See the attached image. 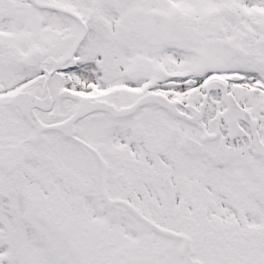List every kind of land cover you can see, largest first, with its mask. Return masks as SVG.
<instances>
[{"label": "snow or ice", "instance_id": "1", "mask_svg": "<svg viewBox=\"0 0 264 264\" xmlns=\"http://www.w3.org/2000/svg\"><path fill=\"white\" fill-rule=\"evenodd\" d=\"M0 264H264V0H0Z\"/></svg>", "mask_w": 264, "mask_h": 264}]
</instances>
